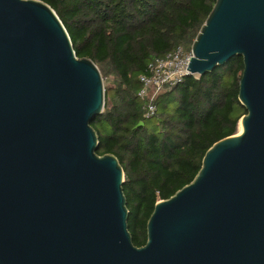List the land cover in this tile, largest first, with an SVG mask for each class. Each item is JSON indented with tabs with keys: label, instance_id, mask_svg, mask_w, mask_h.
Here are the masks:
<instances>
[{
	"label": "water",
	"instance_id": "1",
	"mask_svg": "<svg viewBox=\"0 0 264 264\" xmlns=\"http://www.w3.org/2000/svg\"><path fill=\"white\" fill-rule=\"evenodd\" d=\"M189 50L188 76L241 59L244 114L135 247L121 166L90 126L97 67L45 3L0 0V264H264V0H214Z\"/></svg>",
	"mask_w": 264,
	"mask_h": 264
},
{
	"label": "trees",
	"instance_id": "2",
	"mask_svg": "<svg viewBox=\"0 0 264 264\" xmlns=\"http://www.w3.org/2000/svg\"><path fill=\"white\" fill-rule=\"evenodd\" d=\"M39 1L55 13L75 56L91 60L109 81L102 113L90 126L96 154L113 155L121 166L126 227L140 247L153 205L193 179L213 143L236 133L244 114L237 101L241 59L184 77L157 95L145 118L138 76L152 59L177 47L188 51L214 0Z\"/></svg>",
	"mask_w": 264,
	"mask_h": 264
},
{
	"label": "built area",
	"instance_id": "3",
	"mask_svg": "<svg viewBox=\"0 0 264 264\" xmlns=\"http://www.w3.org/2000/svg\"><path fill=\"white\" fill-rule=\"evenodd\" d=\"M190 50L177 47L161 58L152 59L146 66V72L138 76L139 90L136 97L143 103V117L154 113V100L163 90L178 84L188 76L186 70ZM196 77V75H191Z\"/></svg>",
	"mask_w": 264,
	"mask_h": 264
},
{
	"label": "rangeland",
	"instance_id": "4",
	"mask_svg": "<svg viewBox=\"0 0 264 264\" xmlns=\"http://www.w3.org/2000/svg\"><path fill=\"white\" fill-rule=\"evenodd\" d=\"M102 83H103V89H105V88H107L108 86H109V81H107V79H103L102 78ZM172 108V107H171ZM154 120L152 119L150 122H147L148 124L147 125H149V126H151L152 124H154ZM239 129H238V127H237V130H236V132L238 131Z\"/></svg>",
	"mask_w": 264,
	"mask_h": 264
},
{
	"label": "bare ground",
	"instance_id": "5",
	"mask_svg": "<svg viewBox=\"0 0 264 264\" xmlns=\"http://www.w3.org/2000/svg\"><path fill=\"white\" fill-rule=\"evenodd\" d=\"M238 129H239V125H238ZM239 131V130H238Z\"/></svg>",
	"mask_w": 264,
	"mask_h": 264
}]
</instances>
